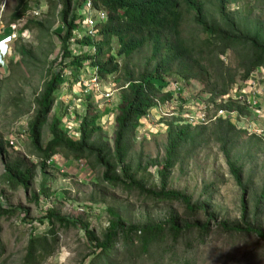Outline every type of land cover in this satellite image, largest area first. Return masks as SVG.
<instances>
[{
	"label": "trees",
	"instance_id": "trees-1",
	"mask_svg": "<svg viewBox=\"0 0 264 264\" xmlns=\"http://www.w3.org/2000/svg\"><path fill=\"white\" fill-rule=\"evenodd\" d=\"M44 1L52 9V17L63 26L65 35H57L61 43L62 70L59 73L48 71L43 92L34 104L35 117L29 125L32 155L41 161L42 171L58 155L68 162L86 161L92 171H103L101 181L112 190L137 191L158 201L180 203L185 206L186 212L185 218L173 216L161 224L128 226L118 212L110 209L111 220L104 240H100L90 224L71 222L52 209L44 214L41 223L47 222L51 226L52 235L56 234L57 225L81 228L93 248L92 254L82 264L86 261H89L88 264H145V258H153L156 253L162 257L169 253L176 255L181 241L190 235L194 237L186 244L188 252L194 249L197 242L199 245L206 244V238L213 231L212 216L207 209L193 205L190 197L166 191L167 171L180 161L185 148L194 152L214 141L220 145L237 185L247 192L243 168L234 157L245 133L223 117L200 127L183 125L177 120L168 123L166 165L160 172L163 182L161 192L147 190L138 180V173L130 162L133 140L141 120L160 103L173 99L172 92L165 94L162 91L170 86L167 82L170 77L187 85L191 82L200 85L201 92L208 97V104L217 112L237 113L245 117L250 114L248 107L232 98L218 100L229 96L240 82L246 84L258 69H264V0H251L252 10L248 13L240 8L231 9L239 0H94L97 10L107 16L106 21L97 23L95 37L89 36L86 30H82L81 24H77L85 0ZM31 9L28 0H21L12 23L24 19ZM33 27L41 32L46 29L43 21L29 20L26 28ZM79 31L84 32V37L77 42L88 50L75 56L71 45ZM18 53L35 60L34 53L25 47H21ZM139 56L140 61L134 63ZM66 61H69L68 64ZM86 67L95 71L100 82L112 78L120 85L113 146L106 140L99 125L103 114L89 102L91 94L86 96L88 101H84L86 114L78 125V138L67 133L62 119L51 117L59 89L65 83V70L73 69L71 76L76 78ZM5 82L0 69V125ZM47 127L50 139L45 141ZM258 146L250 142L246 147L252 149ZM0 157L5 162L3 185L15 192L29 190L32 171L23 165L8 163L2 143ZM46 180L44 178L42 186L44 193ZM243 212V228L239 225L231 227L228 223H220L216 228L227 235L247 232L264 242V231L250 227L245 204ZM13 213L0 207V219ZM202 215L207 217V221L198 220ZM188 220L195 222L192 224ZM167 239L170 242L164 243ZM58 244V239L50 235L31 237L21 264H47L56 253ZM5 252L6 247L0 241V264ZM183 264H193V261L185 257Z\"/></svg>",
	"mask_w": 264,
	"mask_h": 264
},
{
	"label": "rangeland",
	"instance_id": "rangeland-1",
	"mask_svg": "<svg viewBox=\"0 0 264 264\" xmlns=\"http://www.w3.org/2000/svg\"><path fill=\"white\" fill-rule=\"evenodd\" d=\"M28 1L31 11L24 19L12 23L21 0H0V42L11 37L8 54L0 61L1 74L6 78L0 143L6 150L8 163L23 165L33 175L29 190L12 191L2 183L5 162L0 157V207L14 212L0 219V241L6 247L2 264H21L30 238L44 235L56 237L59 242L56 253L48 259L47 264H82L93 252L85 232L78 227L63 228L57 225L56 234L52 235L51 226L47 222L41 223L48 210L59 212L71 222L90 224L100 240H104L111 220L110 209L118 212L126 225L144 226L164 223L173 216L185 218L186 208L183 204L158 201L137 191H114L101 181L103 171H92L86 161L68 162L58 155L42 171L41 161L32 155L29 125L35 117L34 104L43 92L48 71L59 73L62 70L58 36H64L65 30L52 17L53 11L46 1ZM252 3L251 0H239L231 9L240 8L248 13L252 10ZM29 20L43 21L45 31L41 32L35 27L27 29ZM79 22L80 19L77 24H81L85 32L86 27ZM84 32L79 31L72 42L71 50L75 56L88 50L77 42L84 37ZM21 47L32 51L35 60L20 56L18 51ZM140 59L141 56L136 57L134 63ZM73 72V69L65 70V83L59 89L51 117L62 119L66 131L71 130L68 132L73 135L86 114V96L91 94L89 102L97 112L103 114L99 125L104 137L113 146L120 104L119 83L112 78L100 82L95 71L88 67L76 78L71 76ZM167 82L172 85L162 91L165 94L172 92L173 99L160 103L141 120L130 153V162L138 173V180L153 192L163 190L160 172L166 165L167 124L177 120L183 125L200 127L198 114L203 111H206L203 114L207 123L211 124L221 117L208 104V97L203 95L197 83L187 85L174 77ZM229 98L250 109L247 117L237 113L222 116L245 133L234 157L243 168L247 192L237 185L218 143L211 141L194 152H188L185 148L180 161L167 171L165 190L182 193L191 198L193 205L207 209L214 220L213 231L206 238V244L195 243L191 252H188L186 244L194 235L181 241L176 255L169 253L162 257L156 253L153 258H145V264H183L185 257L190 258L193 264H264V242L258 236L247 232L227 235L216 228L220 223L243 228L245 204L249 211L250 227L264 231V141H258L264 140V134L254 131L255 127L264 128V69H258L246 84L240 82L234 86L230 95L218 102ZM44 133L45 141H48V127ZM250 142L259 146L249 149L246 146ZM44 178L47 179L45 193L42 191ZM198 220L205 222L207 217L202 215ZM188 221L192 224L195 222ZM168 242L169 239L164 241Z\"/></svg>",
	"mask_w": 264,
	"mask_h": 264
},
{
	"label": "built area",
	"instance_id": "built-area-1",
	"mask_svg": "<svg viewBox=\"0 0 264 264\" xmlns=\"http://www.w3.org/2000/svg\"><path fill=\"white\" fill-rule=\"evenodd\" d=\"M81 12H83V14H81ZM80 16L81 17H80V22L79 23H82L83 26H85L88 29L87 30L84 27L85 30L88 32L89 36H91V37H95L97 35V33H98V31L95 30L97 23L98 22H104L106 17H107L105 12L97 10V8L95 7L94 0H85V2L83 4V7L80 10ZM8 39L5 38L3 40L4 43L0 44V61H2L3 58L6 57L7 54H8V51H9L8 44L11 42V37H9ZM171 85L172 84H170V86ZM203 113H206V111L200 112L198 114V120L201 122V126L208 124L206 122V115H204ZM201 114H202V116H201ZM224 115L229 116L231 114H229L228 112H225V111H220L219 112V117L220 116L222 117ZM259 118H261V115H259ZM255 128H254L255 133L264 134V128H260V127L256 128V129ZM68 131H71V130H68ZM68 131H67V133L71 136L72 134H70V132H68ZM79 136H80V134H79V131H78V126H77L76 133H73V135L71 137H77L78 138Z\"/></svg>",
	"mask_w": 264,
	"mask_h": 264
},
{
	"label": "clouds",
	"instance_id": "clouds-1",
	"mask_svg": "<svg viewBox=\"0 0 264 264\" xmlns=\"http://www.w3.org/2000/svg\"><path fill=\"white\" fill-rule=\"evenodd\" d=\"M0 43H4V42H0Z\"/></svg>",
	"mask_w": 264,
	"mask_h": 264
}]
</instances>
